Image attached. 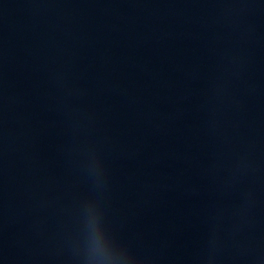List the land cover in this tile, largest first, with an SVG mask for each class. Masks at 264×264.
Wrapping results in <instances>:
<instances>
[{
  "label": "water",
  "instance_id": "obj_1",
  "mask_svg": "<svg viewBox=\"0 0 264 264\" xmlns=\"http://www.w3.org/2000/svg\"><path fill=\"white\" fill-rule=\"evenodd\" d=\"M0 216L264 264V0H0Z\"/></svg>",
  "mask_w": 264,
  "mask_h": 264
}]
</instances>
